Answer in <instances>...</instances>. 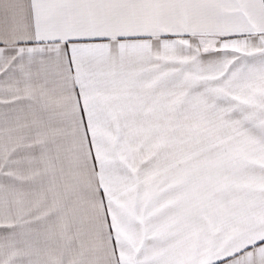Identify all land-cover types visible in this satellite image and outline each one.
Instances as JSON below:
<instances>
[{
    "label": "snow or ice",
    "instance_id": "6c2138e0",
    "mask_svg": "<svg viewBox=\"0 0 264 264\" xmlns=\"http://www.w3.org/2000/svg\"><path fill=\"white\" fill-rule=\"evenodd\" d=\"M0 264H264V0H0Z\"/></svg>",
    "mask_w": 264,
    "mask_h": 264
}]
</instances>
